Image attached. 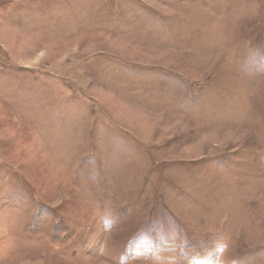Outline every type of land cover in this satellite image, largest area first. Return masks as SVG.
<instances>
[{"label":"rangeland","instance_id":"rangeland-1","mask_svg":"<svg viewBox=\"0 0 264 264\" xmlns=\"http://www.w3.org/2000/svg\"><path fill=\"white\" fill-rule=\"evenodd\" d=\"M0 264H264V0H0Z\"/></svg>","mask_w":264,"mask_h":264}]
</instances>
